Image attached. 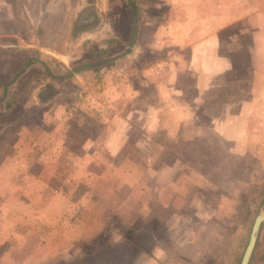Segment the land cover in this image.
<instances>
[{
    "label": "rangeland",
    "instance_id": "obj_1",
    "mask_svg": "<svg viewBox=\"0 0 264 264\" xmlns=\"http://www.w3.org/2000/svg\"><path fill=\"white\" fill-rule=\"evenodd\" d=\"M5 1L19 6L21 23L17 36L0 37V169L21 160L43 181L34 187L27 171L1 169L8 224L34 223L29 208L39 231L100 221L99 235L93 229L90 242L62 251L68 262L50 264H240L264 208V0ZM85 63L99 64L60 77ZM199 65L209 72L193 73ZM158 80L168 101L180 88L199 102L174 131L168 121L160 130L124 117L142 114L144 98H163ZM115 111L125 115L113 122ZM113 129L125 148L115 155L105 138L94 143L100 170L53 169L51 158L81 161L51 157L53 147L74 152L86 136ZM60 203L84 216L46 218ZM11 237L1 264H45V241L29 252ZM250 264H264V222Z\"/></svg>",
    "mask_w": 264,
    "mask_h": 264
},
{
    "label": "crops",
    "instance_id": "obj_2",
    "mask_svg": "<svg viewBox=\"0 0 264 264\" xmlns=\"http://www.w3.org/2000/svg\"><path fill=\"white\" fill-rule=\"evenodd\" d=\"M17 6H16L15 2L0 0V37L2 35H4V36H17V34L19 33V26L21 23L20 22L21 12L19 10L20 9L19 6L18 7ZM14 38H16V37H14ZM19 38H21V37H19ZM212 41H216L215 37L212 38ZM213 45H215V44L213 43ZM31 61H32V59H31ZM192 69L194 70L193 73H198V72L208 73L209 72L207 66H203V65H199V67H193ZM151 70H156V73L159 74L160 71L162 70V67H158V69L156 67V68H153ZM155 86L157 87L159 92L161 91L163 93V98L159 97V100L156 104H151L149 98H144L143 104L147 105L148 108L140 115H137V114L134 115V112L136 110H133V109L127 110L125 112V114L127 113L126 115L125 114H119L120 111H118V112L115 111L113 122L118 120V119H122L123 115H125L124 116L125 120L131 124L136 120H143V122L146 123V125H150V123L155 124L157 122L158 128H160L161 124H162V126H164L165 122L168 121V122L172 123L171 128H169L170 131H174V123H175V128H176L177 123H182V122L186 123V122L191 121V118H194L193 110H195L196 105L199 104L196 97L191 98V99L190 98L188 99L187 96L183 97V96H181L182 90L180 88H174V93L177 94L178 96L174 95V98L170 97L171 101H168V99L166 97L167 87H165V86H167V84L158 80V82L155 84ZM129 91H132L131 93H128L129 96L135 92L133 90H129ZM170 96H171V93H170ZM172 99H174V101ZM166 106H173L171 108V112H173V114H171L169 119L162 117L163 107H166ZM160 130H161V128H160ZM153 131H154V129H153ZM120 135H121V133L118 130H114V129L111 130V132L107 136L106 135L103 136V134L100 132L93 133V135L91 134V135L85 137L88 140V142H85L82 144H86L85 145L86 147L84 145L79 144L78 145L79 149L77 151L74 150V152H69L71 149H67V146L63 147L61 149H58V150L53 147L51 149V152H50L51 157L52 156L56 157L57 154H61V155L65 156L63 159L65 162L66 154L70 153V156H71V153H73V154H76L78 156V158L81 159V161L77 162L76 165L75 164L70 165L69 164L70 162H68V159L66 160V163H63V162L57 163L56 161H53L51 158L52 167L54 170L59 169L60 165H63L64 169H69V170H77V171L100 170L102 167L101 166L102 163L98 159H99V155H101L103 149L100 148V146L97 148L94 147V143L102 142L103 139L105 138L104 143L108 142L110 144V147H107V151L111 152V154L116 155V154L121 153L123 151V149L125 148L121 144L122 140H121V137H119ZM144 135H145V137H147V139L152 137V136L148 135V133H144ZM53 136L58 137L59 135L57 136V134H56ZM64 136H65V138L70 139L69 136H67V135H64ZM91 142H93L94 149L89 147ZM105 148L106 147H104V149ZM160 148H162V147L159 146L158 149H160ZM81 153L83 155L88 153L89 156H90L89 153H91L92 155H91V158L87 159L88 160L87 161L86 159H82L83 156L80 155ZM2 164H3L4 168L1 167V169H11V170L21 169L23 172L27 171V174L29 175L28 177L30 180L29 184L31 186L35 187L38 184H40L41 182H43L41 178H39L37 175L33 174V170H32L33 168L31 167L30 163L25 164L24 162H22L20 160L18 162L13 161V163H9V164L2 163ZM105 164H109V166L111 165V163H106V162H105ZM110 168H111V166H110ZM1 169H0V171H1ZM61 179L62 178H60V180ZM58 198H60L61 200H64L63 199L64 198L63 192L58 194ZM30 200H32V201H27V207H30L31 203L32 204L34 203V200L32 198ZM0 203H1V196H0ZM56 211L58 213H51L52 212L51 211L50 212L51 214L49 213L50 215L45 213V217L46 218H51V217H60V218L61 217H63V218H66V217L76 218V217H78V218H80V217L84 216V213L81 211H78L76 215L71 214L69 212L70 210H68L63 203H60L57 205ZM28 213L32 218H36V220H37L39 215H38L36 210L29 208ZM2 218L5 221L1 225V219ZM36 220L34 221V223L31 222L30 225H27L25 227H22L24 225L19 226L17 223H12V222L11 223L14 225H9L8 221H10V220L8 219V216L5 212L1 213V207H0V264H1V244L6 243L8 241V239L11 237L10 236L11 233H13L16 230H17L16 235L18 234L17 237H16V235H14L13 237H11V239L14 240V244L18 245L17 246L18 249H24V250L29 249V252H31V249L36 251L41 242H44V241L46 242V244H47L46 250L47 251L49 250V252L45 253V257H47V261L45 262V264H50V261L54 260L55 258H58L59 261L65 260L68 262V258L65 257V254L62 251L65 248H68L70 246V244L73 243L74 240L81 239L85 242H90V240L93 238L88 237V236H90L91 230H93V229H95L92 232L93 235H96V234L99 235L100 234V228L96 227L97 224L100 223V221L95 222L93 225L90 223V224H86V225L82 224V225H84V226H82L80 224L81 222H79V220H74V222L76 221L75 223H73L75 226L47 225V226H43L42 230L39 231V225H35ZM4 223L5 224L7 223L8 225H4ZM39 235H41V236L39 237ZM42 236H44L45 238H41ZM21 239H24L25 241H22ZM34 253H35V255L33 256V258H35V260H37V261L39 259L42 260L41 259L42 256H39V253H37V252H34ZM28 260H29V258H28ZM38 262H41V261H38ZM69 262H70V260H69ZM12 264H18V263L14 262ZM19 264H27V261L23 258L21 263H19Z\"/></svg>",
    "mask_w": 264,
    "mask_h": 264
},
{
    "label": "water",
    "instance_id": "obj_3",
    "mask_svg": "<svg viewBox=\"0 0 264 264\" xmlns=\"http://www.w3.org/2000/svg\"><path fill=\"white\" fill-rule=\"evenodd\" d=\"M263 222H264V208H261L260 212L258 213L254 221V225L251 231L249 242L244 251L240 264H250L254 250L256 248V244L259 238V233H260Z\"/></svg>",
    "mask_w": 264,
    "mask_h": 264
},
{
    "label": "trees",
    "instance_id": "obj_4",
    "mask_svg": "<svg viewBox=\"0 0 264 264\" xmlns=\"http://www.w3.org/2000/svg\"><path fill=\"white\" fill-rule=\"evenodd\" d=\"M31 62H33V61H31ZM30 63L28 62V64H30ZM97 64H99V63H85L82 65H78L77 67L73 68L72 70H69L66 75H64V76L59 75V76L62 78H69V77H72L77 72H81V71L88 69V68H91V67H96ZM52 76L56 77V75H54V74H52Z\"/></svg>",
    "mask_w": 264,
    "mask_h": 264
},
{
    "label": "flooded vegetation",
    "instance_id": "obj_5",
    "mask_svg": "<svg viewBox=\"0 0 264 264\" xmlns=\"http://www.w3.org/2000/svg\"><path fill=\"white\" fill-rule=\"evenodd\" d=\"M88 14H89L88 16L90 17V14H91V13L88 12ZM88 16L83 17V18H82V21L88 22V21H89V17H88ZM87 20H88V21H87Z\"/></svg>",
    "mask_w": 264,
    "mask_h": 264
}]
</instances>
